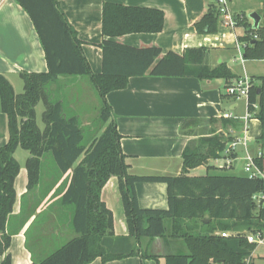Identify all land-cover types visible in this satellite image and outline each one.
I'll return each instance as SVG.
<instances>
[{
    "label": "trees",
    "instance_id": "16d2710c",
    "mask_svg": "<svg viewBox=\"0 0 264 264\" xmlns=\"http://www.w3.org/2000/svg\"><path fill=\"white\" fill-rule=\"evenodd\" d=\"M30 15L47 60L46 72H20L23 91L0 73V101L8 117L9 138L0 147V256L1 264H12L8 253L14 231L7 230L16 201L15 179L20 162L15 156L21 147L30 152L26 160L28 192L39 185L48 192L59 180L60 203L66 207L70 227L76 236L31 264H89L101 257L104 262L140 255L143 238H182L187 252L164 255L165 264H244L258 243L248 240V233L264 239V200L253 196L264 192V179L229 174L190 176L188 170L210 158H220L234 136L213 134L189 144L184 153L183 172L179 175H133L121 148V134L112 116L106 96L124 89L132 76H197L201 79L223 77L229 84L237 79L225 63L214 69L204 64L208 48H187L179 54H163L160 47H135L113 37L129 33L161 32L165 13L161 9L105 2L102 10L101 73L93 72L83 51V42L68 22L58 0H16ZM264 1V0H263ZM237 26L244 27L239 41L246 44L244 58H264V27H254L245 15L235 16ZM199 34H215L220 29V12L216 0L195 23ZM87 75L97 88L100 99L99 123L103 131L88 135L77 115L66 112L49 84L63 76ZM250 88L248 111L262 125L258 139L264 154V76ZM227 84V85H228ZM44 103V127L37 122V105ZM255 105L258 110L256 111ZM223 123L241 130V120L222 118ZM188 125V122H187ZM236 157L235 154H231ZM52 161L53 170L46 171ZM264 167V156L256 158ZM68 175V177H64ZM44 176H48L46 180ZM111 176L119 178L120 192L129 234L114 233L112 211L101 198V191ZM138 182L167 184V209L142 208L135 185ZM42 189V188H41ZM58 192L56 191L57 195ZM171 219V231L166 222ZM223 232H231L223 236ZM28 245V243H27ZM143 257L158 260L159 255L143 252Z\"/></svg>",
    "mask_w": 264,
    "mask_h": 264
},
{
    "label": "crops",
    "instance_id": "0c3cea01",
    "mask_svg": "<svg viewBox=\"0 0 264 264\" xmlns=\"http://www.w3.org/2000/svg\"><path fill=\"white\" fill-rule=\"evenodd\" d=\"M58 2L68 22L82 40L83 51L95 73H101L103 69L100 45L105 38L102 32V10L103 4L109 2L156 8L165 13V24L161 32L129 33L113 37L121 43L135 47H160L163 54L169 51L182 54L187 48L205 46L208 51L204 64L209 68L214 69L225 63L237 78L247 76L257 83H260L258 77L264 76L256 73L254 66L251 65L255 61H264V58H244L246 45L241 47L238 45L239 36L245 33L244 27L236 26L243 28L241 32H236L235 27L226 28L221 23L219 31L215 34L203 35L197 32L195 23L208 11L213 0H58ZM258 3L257 9L254 6L250 10L256 9L254 12L257 13V10H264V1L258 0ZM229 5L234 15L239 14L234 7V0H229ZM262 20L263 16L260 26ZM22 71H48L45 52L27 11L16 0H0V73L6 75L16 93H20L15 86L21 84L19 79ZM67 79H73V83L82 81L81 76L77 78L63 76L58 82ZM58 82L53 84L54 89ZM227 84L223 77L201 79L192 75L146 74L132 76L126 88L110 91L106 99L121 134V148L129 165V173L179 175L183 172V153L189 144L197 146L200 138L213 134L241 137L246 126L249 138L248 151L253 155L262 151L258 141L262 132L260 120L251 117L245 120L248 112L247 101L243 99L241 103L242 98L227 95L225 91ZM83 101L80 99L77 104L69 105L71 114L77 115L80 122L82 116L85 119L87 117V113L82 109ZM225 113L234 116L230 119L243 121V128L238 130L234 125L226 126L222 121ZM8 138V117L2 111L0 101V147L7 143ZM246 152L245 147L239 144L233 151L236 157L231 167L223 166L226 158L223 153L220 158H210L203 164L189 169L188 175L246 176L244 169ZM30 155L24 157V161L18 159L21 168L15 179L16 201L13 216L7 223V230L14 231L7 251L12 256V264H31L76 236L69 225L71 215L60 203L59 191L63 180L50 187L49 192L47 187L39 185L36 191L27 193L26 160ZM239 161L244 163L238 165ZM226 170L231 172H223ZM44 177L46 180L49 179L47 176ZM135 190L142 208L169 207L166 183L138 182ZM101 198L113 213L115 235H128L129 227L117 176L110 177L101 191ZM171 222V219L166 222L168 232L171 231ZM29 237L33 239L34 247L27 245ZM43 239L53 242L48 249ZM139 246L142 250L140 255L106 262L98 257L89 264H165L164 255L188 250L182 238L169 235L155 239L143 238ZM143 252L159 255L158 260L143 257ZM4 257L5 255L0 256V264ZM250 259L252 261V255Z\"/></svg>",
    "mask_w": 264,
    "mask_h": 264
},
{
    "label": "rangeland",
    "instance_id": "374dc122",
    "mask_svg": "<svg viewBox=\"0 0 264 264\" xmlns=\"http://www.w3.org/2000/svg\"><path fill=\"white\" fill-rule=\"evenodd\" d=\"M234 3H235L234 5L235 9L239 13V14L236 13L235 16L239 17V15H245V17L250 22L253 21L250 17V14L256 11L257 7H259L258 0H234ZM254 6H256V9L251 11L250 9ZM257 11L261 15V17L263 16V20L261 24H262V27H264V10L260 9ZM220 26H221V22H220ZM234 29L236 32H241L243 30L242 27H235ZM251 65L254 66V71H256V73L264 74V61H255V62H252ZM69 77L77 78L75 76H69ZM81 78H82L81 82L77 81L74 83H73V79L71 80L67 79L66 81L62 80L61 83L58 82L55 85V89L53 88L54 83H51L49 84V88L52 89V91L55 93V96L57 99L64 100L66 112L69 114L71 113L69 109V105L71 103L77 104L80 99H83L84 106L82 109H84L85 112L87 113V117L85 119L84 116H82L81 123L90 122L91 123L90 125L82 124L86 128L88 135L91 136L92 133L96 132L95 135L99 136L103 131L102 125H100L99 123V114H100V106H101L100 95L94 83L89 78V76L84 75V76H81ZM19 82L21 84L20 85L16 84L15 88L18 92H22L24 85H23V81L21 78L19 79ZM254 82L255 84H260V83H257L256 81ZM243 99L244 98H242L241 103L244 101ZM36 110H37V122L40 127H44V122L42 118V114L44 111V103L42 101L39 102ZM257 110H258V107L256 108V111ZM251 130H252V127H251ZM28 154L30 155L29 151L19 147V149L15 153V156L20 161H24L25 159L24 157H26ZM243 163L244 161L243 162L239 161L237 164L242 165ZM52 164H53L52 161L47 163L46 171L49 172L53 170L54 166ZM223 172L230 173L231 170L229 171L226 170ZM70 228L72 229V227ZM72 230L75 234L74 229ZM228 233H231V232H228ZM251 234L252 233H248L247 235H251ZM43 242L46 244L45 246L46 249H48L50 245L53 243V242H49V240L47 239H43ZM28 246L34 247L33 239L30 237L28 240ZM250 264H264V240L261 243L257 244L255 250L252 253V261L250 262Z\"/></svg>",
    "mask_w": 264,
    "mask_h": 264
},
{
    "label": "built area",
    "instance_id": "2783aa9c",
    "mask_svg": "<svg viewBox=\"0 0 264 264\" xmlns=\"http://www.w3.org/2000/svg\"><path fill=\"white\" fill-rule=\"evenodd\" d=\"M219 12H220V22L222 25L226 28H234L237 26V21L235 15L233 14L230 5H229V0H216ZM240 18H242V15H239ZM239 47L245 46L246 44L242 43L239 41ZM241 59L243 60V57L241 56ZM253 85L252 80L250 77H240L232 82H230L226 86V94L240 99L244 98L247 101V111H248V99H249V92L250 88ZM257 107V105H255ZM225 118H232L234 117L230 113H225L223 115ZM249 117H251V114L249 111L247 112V115L245 116V120H247ZM247 126L244 128V133L241 137L235 138L233 141L229 142L226 149L224 150V155L225 157V164L223 165L226 168L231 167L233 160L235 159L234 157L231 156L233 154V151L237 148L239 144L243 145L245 149L247 150L246 155H245V172L247 173L248 176L254 177L258 176L264 179V167H260L258 163L256 162V158H261L264 156L263 151H259L257 155H253L248 151V143H249V138L247 136ZM254 200H256L258 203H260L262 200H264V192L257 193L253 196ZM231 233L228 232H223V236H228ZM248 240L253 243H261L263 241V238L260 237L259 234L257 235H249ZM251 259L250 257H247L244 260V264H250Z\"/></svg>",
    "mask_w": 264,
    "mask_h": 264
},
{
    "label": "water",
    "instance_id": "95a60500",
    "mask_svg": "<svg viewBox=\"0 0 264 264\" xmlns=\"http://www.w3.org/2000/svg\"><path fill=\"white\" fill-rule=\"evenodd\" d=\"M251 19L253 20L254 27L257 28L261 21V16L257 12H253L250 14Z\"/></svg>",
    "mask_w": 264,
    "mask_h": 264
}]
</instances>
